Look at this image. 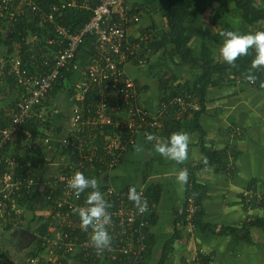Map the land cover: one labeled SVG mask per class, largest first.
I'll list each match as a JSON object with an SVG mask.
<instances>
[{
  "label": "crops",
  "instance_id": "0c3cea01",
  "mask_svg": "<svg viewBox=\"0 0 264 264\" xmlns=\"http://www.w3.org/2000/svg\"><path fill=\"white\" fill-rule=\"evenodd\" d=\"M249 1L256 9H264V0ZM184 4L183 25L190 35L188 47L198 57L206 54L214 62L223 61L219 50L228 31L254 34L264 30V20L258 22L253 17L248 20L232 0H184ZM169 6L170 0H128L129 10L140 17L138 23H131L127 28L128 42H139L147 32L151 33L152 42L148 45L151 52L147 65L131 62L126 72L142 91L141 105L153 116L161 109L163 97L171 94L169 88L163 87V78L171 80L172 89L187 82L192 88L201 75L198 69L180 63L177 51L172 52L170 45H167V53L153 49V43L170 31ZM16 11L28 16L22 6H17ZM46 26L40 20L34 24L29 22L28 43L40 40L55 43L53 28ZM17 47L15 51L13 45L14 52L9 56H6L7 48L3 50L0 66L9 65L11 58H21L20 45ZM90 60L91 46L87 42L78 54L79 69L73 71L71 84L76 86L80 82ZM231 76L234 75L225 76L220 84L209 88L206 110L198 122L192 111L179 119L167 113L162 118L164 126L159 133L147 136L137 132L124 159L109 174L110 184L115 189L141 187L153 205L147 214L155 219L148 230L155 241L150 258L142 264H264V201L253 196L264 192V90ZM75 91L68 92L67 96L61 91L46 102L49 107L43 114L51 121L52 139L62 138L67 131L77 105ZM171 119L182 122L175 133H185L189 138L185 158L179 162L155 150L157 144L166 141L165 125ZM235 132L239 133L235 135ZM206 150H225L235 157L229 155L224 167L218 162L207 167ZM55 151H46L43 174L39 176L42 180L50 182L59 171L52 163L66 158ZM181 172L187 175L184 183L177 182ZM190 177L200 186L202 195L198 207L200 223L192 232L181 219ZM244 228L248 229V235L242 238Z\"/></svg>",
  "mask_w": 264,
  "mask_h": 264
},
{
  "label": "built area",
  "instance_id": "2783aa9c",
  "mask_svg": "<svg viewBox=\"0 0 264 264\" xmlns=\"http://www.w3.org/2000/svg\"><path fill=\"white\" fill-rule=\"evenodd\" d=\"M14 1H0V16L8 15L10 21H16ZM19 2L39 16L44 25L53 28L60 48L34 73L20 57L11 58L9 65L0 66V76L15 78L22 90L18 104L6 112L10 125L0 129V218L15 213L17 220H21L26 206L23 208L18 200L26 195L42 193L46 204L42 216L48 219L49 228L39 236V249L25 264H65L69 257L77 255L92 264H142L149 227L145 218L153 205L143 188L117 190L105 178L122 162L137 132H144L147 136L159 133L164 126L162 118L167 113L176 108V118L179 119L190 111L198 112L201 110L198 100L190 94L177 95L162 101L161 109L155 116L140 106L142 93L126 72V66L131 62H137L139 66L147 65L152 36L147 32L139 42H128L127 28L131 23L140 21L138 14L129 10L128 0H96L94 8L92 0H59L48 11H43L36 0ZM77 9L92 10V15L77 32H73L70 26L60 22V18L65 11ZM87 42L91 46V60L75 86L77 105L73 108L67 131L62 138L52 139L50 136L43 140L49 149L58 144L70 146L74 159L66 154L60 162H53L59 173L50 182L36 179L41 171L39 162L32 159L22 163L17 157L7 156V145L14 143L23 126L34 120L35 107L47 96L62 72L79 69L77 57ZM88 96L93 98L88 99ZM39 118L46 122L42 115ZM108 127L113 130L110 134L106 133ZM98 137L106 142L103 145L105 159L91 145ZM85 171L100 174L92 178L96 180L95 190L109 205L106 212L110 221L105 230L111 243L99 252L90 242L92 227H82L78 214L79 210L88 207L86 199L93 189H85L77 197L74 190L68 187L76 172L85 176ZM130 188L140 195L143 212H139L128 198ZM188 190L191 193L184 200V226L192 232L196 230L194 219L198 205L192 184H189ZM253 196L264 201V192Z\"/></svg>",
  "mask_w": 264,
  "mask_h": 264
},
{
  "label": "trees",
  "instance_id": "16d2710c",
  "mask_svg": "<svg viewBox=\"0 0 264 264\" xmlns=\"http://www.w3.org/2000/svg\"><path fill=\"white\" fill-rule=\"evenodd\" d=\"M1 1V0H0ZM43 11H48L51 5L57 3V0H36ZM236 4V9L241 10L244 13V16L249 20V18H254L256 20L262 21L264 20V9L258 10L256 9L249 0H232ZM15 7L19 5V0H15ZM96 6V0H92V8ZM23 12L28 14V16L20 13H15L16 21H10L9 16L6 15L4 17L0 16V56L3 53V50L7 48L6 56L13 54V44L18 43L20 44V56L24 64H26L29 71L32 73L38 71L43 67V62L46 59L52 58V56L55 54L56 51L59 50V43L55 41V43L48 44L43 40L35 41L33 44L28 43V37L30 36L29 30H28V23L32 22L38 23L39 16L34 15L30 11L27 10V7L22 5ZM16 10V8H15ZM168 23H169V29L170 31L168 34L163 36L162 39L158 40L157 42L153 43V49L155 52H158L159 50H164V52L167 53L168 46H171V51H177L176 57L179 58L180 63L184 65H189L192 69H198L201 71V75L198 79V81L195 83L194 87L191 88L190 84L185 83L184 85H177L173 87L171 86V80L163 78L162 85L165 88H169V93H171L169 96L165 95L163 97V100H167V98L175 97L179 94H186L185 92H190L189 94H192L195 96L198 100L199 105L201 106V110L194 113V120L196 122L199 121L200 117L205 113L206 107H205V101L207 98L208 90L211 86H215L221 83L222 79L227 75H234L237 78L245 79L248 82L252 83L257 89H260L261 91L264 90V67H259L256 69L251 68L252 60L254 59L255 52L252 49L248 50V53L244 56H238L237 59L234 61L233 65H228L224 61H218L214 62L213 59L208 57V55L204 54L202 57H198L196 53L192 49L188 47V43L190 41V35L186 32V28L183 25L184 20V14H185V4L184 0H170V6L168 8ZM92 15V10H68L64 12L63 19L61 23H64L68 26H70L71 30L73 32H77L88 20L90 19ZM49 26V25H47ZM46 26V28H47ZM9 27H12L13 30L12 35L9 39H7V36L4 34ZM6 30V31H5ZM264 31V30H263ZM11 32V30H10ZM157 50V51H156ZM73 75L72 71H64L62 72V75L58 78L57 82L54 84L52 89L49 91L47 96L35 107L34 109V116L31 122L25 124L23 126V130L21 134L17 137L16 141L14 143H11L7 145V150L5 154L10 157H17L19 162H28L29 160H36L40 164L39 170H42L44 168V163L46 162V151L49 149L48 145H45L43 140L46 137L51 136V121L50 119L47 120L46 116H44L43 112L48 107L46 106V102L49 101V98H52L56 96L61 91H67V92H73L75 91L74 84H71L70 80ZM130 76V75H129ZM133 80V79H132ZM134 81V80H133ZM135 85L139 89V92L142 93L140 87L136 84ZM17 85L15 78L5 75L0 76V110L2 111V114L0 116V129L7 127L10 125V119L6 115V108H12L13 104L16 102H19V98L16 96L15 102H11V107L7 105L1 106L2 101L4 100L6 103L7 98V90H10L11 93L9 96L13 95V91L15 89V86ZM21 92V90L19 91ZM93 98L88 96V99ZM9 106V107H8ZM140 106L142 107L141 103ZM10 110V109H9ZM39 115H42L44 118H46V122H42V119L39 118ZM176 118V108L172 109L169 112V117L172 116ZM188 115V114H187ZM187 115H184L185 117ZM177 119V118H176ZM170 121V120H169ZM167 128L165 129L166 132L164 135L166 136V141L170 137L171 134L175 133L177 130H179L182 126V122L176 121L174 119H171L170 123H167L165 125ZM113 130L111 127H108L106 129V133L110 134ZM29 135H28V134ZM94 133V132H93ZM96 136V134L92 135ZM106 142L101 137L96 138V141H94L91 145L95 146L97 149V154L100 157L103 156V145H105ZM55 152H57V155H69L71 159H74V156H72L73 149L68 146H62L61 144L57 145V147H53ZM206 163L205 165L211 166L210 164L214 162H218L219 164H223V167L227 164L226 158H229L230 156L235 157L234 153H230L229 155L225 150L223 151H211L206 150ZM200 168H202L200 166ZM59 170V168H58ZM38 173L36 176V179L39 178ZM59 171L56 173L58 174ZM85 176L89 177L90 179L94 177H99L100 174H97L96 172H87L85 171ZM191 177L188 178L186 183V196H188L191 192L188 190L189 184H192L193 186V193L195 194L196 202L199 207V204L202 201V195H200L201 188L197 184L194 183ZM43 181V180H42ZM193 181V182H192ZM43 194H35L33 196L26 195L24 198H20L18 200V204L28 207V211L31 212L32 216L31 219L25 218L24 214H21V220H17L18 215L15 213L10 215H4L3 219L6 220V223L4 224V230L9 232L11 229L15 226H21L24 227L33 233H35L37 236L44 235L49 228V222L48 219H45L44 216H40L36 218V210L39 208L37 207L38 204L43 206V211H45V202L40 201V199L43 197ZM154 200V199H151ZM30 204V205H27ZM39 213V212H38ZM37 213V214H38ZM2 219V218H1ZM149 222V227L147 230H149L150 225L155 224L154 216L146 215L145 218ZM182 223L184 224V215L182 210ZM38 221V224L36 225L37 228L35 230H32V222ZM50 221V220H49ZM195 225H199L200 223V214L199 211H197L195 216ZM1 224V222H0ZM247 228V227H246ZM244 228L242 238L246 237L248 235V229ZM237 233V232H236ZM148 237L146 239V251L144 252V260L145 262L148 261L152 254V248L154 245L155 238L148 232ZM240 237V238H241ZM36 249L34 251H31L27 258L35 256L37 249H39V242L36 243ZM64 261L65 264H92L90 262H84L80 256H75V258H71ZM0 264H3V262H0Z\"/></svg>",
  "mask_w": 264,
  "mask_h": 264
},
{
  "label": "clouds",
  "instance_id": "9594fccd",
  "mask_svg": "<svg viewBox=\"0 0 264 264\" xmlns=\"http://www.w3.org/2000/svg\"><path fill=\"white\" fill-rule=\"evenodd\" d=\"M249 49L255 52L251 68L264 67V31H256L254 34H238L228 31L219 51L223 61L231 66L238 56L246 55ZM188 141L187 134L173 133L167 141L157 144L155 150L162 156L179 162L185 158ZM186 179L187 175L185 172H181L177 176L178 183H184ZM68 187L74 190L77 197L85 189H93L86 199L88 207L79 210L78 214L82 227H92L91 244L98 252L102 251L111 243L110 236L105 230V225L110 221V217L106 212L109 205L106 204L101 193L95 190L96 180L86 178L82 173L76 172L71 177ZM128 198L134 202L139 212L144 211L140 195L134 188L129 189Z\"/></svg>",
  "mask_w": 264,
  "mask_h": 264
},
{
  "label": "rangeland",
  "instance_id": "374dc122",
  "mask_svg": "<svg viewBox=\"0 0 264 264\" xmlns=\"http://www.w3.org/2000/svg\"><path fill=\"white\" fill-rule=\"evenodd\" d=\"M18 4L19 5H17V6H19V7L22 6V5H20V2ZM13 45L15 47L14 50L17 51L18 50L17 46H19L20 44L15 43ZM20 90L21 89L16 85L14 91L12 92L13 93L12 96H9L11 91L7 90V92H6L7 93V98L5 99L6 103L3 100L2 103H1V106L3 107V105H7L8 104L11 107V102L14 103L15 100L17 99L16 96L19 99L21 98V92H19ZM62 92L63 93H61V94H64L65 96L68 95V92H66V91H62ZM64 95H62V96H64ZM17 104H18L17 102L15 104H13L12 108H14ZM12 108H6V110H9V109H12ZM57 160H58V158H57ZM60 160H58V162ZM48 170H51L50 167L48 168ZM48 173H50V172H47V174ZM42 174L43 173L41 172L39 175H42ZM37 206H39V205H37ZM38 209L36 210V213H38ZM28 210H29L28 207H26V209L24 210V217L25 218L27 217V218L31 219L32 214ZM0 222H1V224H0V256L2 257L3 264H25L26 260L28 259L27 255L31 251H34L36 249L35 247H36L37 244H33L31 247L25 248V249H21V248H19L17 246H12V243L16 244V242H11L9 240L10 239V236H9L10 233L4 230V224L3 223H6V220L3 219V218L2 219L0 218ZM37 224H38L37 220L32 222L33 229L37 228V226H36ZM15 227H18V226H15ZM24 260H25V262H23Z\"/></svg>",
  "mask_w": 264,
  "mask_h": 264
},
{
  "label": "water",
  "instance_id": "95a60500",
  "mask_svg": "<svg viewBox=\"0 0 264 264\" xmlns=\"http://www.w3.org/2000/svg\"><path fill=\"white\" fill-rule=\"evenodd\" d=\"M12 27H9L5 32L7 39H9L13 32H10ZM106 181H109V177L105 178ZM10 241L16 242V244L12 243V246H17L21 249L29 248L33 244H36L39 240V236H37L32 231L24 228V227H13L11 231H9ZM15 248V247H14ZM25 262V260L23 261Z\"/></svg>",
  "mask_w": 264,
  "mask_h": 264
},
{
  "label": "flooded vegetation",
  "instance_id": "af4514ba",
  "mask_svg": "<svg viewBox=\"0 0 264 264\" xmlns=\"http://www.w3.org/2000/svg\"><path fill=\"white\" fill-rule=\"evenodd\" d=\"M41 201H44L43 198H41ZM38 212H39L38 214L37 213L35 214L37 216L36 218L42 216V214H43V206L39 205ZM31 229L35 230V229H33V226L31 227Z\"/></svg>",
  "mask_w": 264,
  "mask_h": 264
}]
</instances>
